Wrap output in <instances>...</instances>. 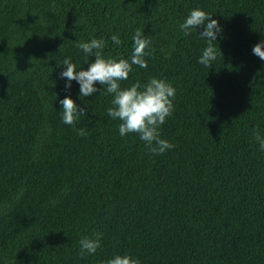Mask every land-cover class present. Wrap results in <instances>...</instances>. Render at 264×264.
<instances>
[{"label":"trees","instance_id":"obj_1","mask_svg":"<svg viewBox=\"0 0 264 264\" xmlns=\"http://www.w3.org/2000/svg\"><path fill=\"white\" fill-rule=\"evenodd\" d=\"M193 9L222 28L210 68L198 63L204 28H179ZM137 29L155 51L121 87L155 77L176 89L163 155L120 136L101 85L81 97L61 78L65 59L95 61L76 46L93 38L129 59ZM262 40L264 0H0V264H264ZM66 97L87 112L83 137L62 122ZM96 232L102 246L81 258Z\"/></svg>","mask_w":264,"mask_h":264},{"label":"clouds","instance_id":"obj_2","mask_svg":"<svg viewBox=\"0 0 264 264\" xmlns=\"http://www.w3.org/2000/svg\"><path fill=\"white\" fill-rule=\"evenodd\" d=\"M198 26L204 28V31L199 34L200 39L207 41V46L202 50L198 63L210 68L218 55L222 54L215 46L222 28L218 20L212 19L209 13L201 9L191 10L179 28L185 36H191L194 31L197 32ZM111 40L116 46L122 44L118 35H113ZM132 40L134 41L133 51L129 59L106 58L103 51L106 46L103 38H93L90 42L77 43L76 46L82 49L86 56L95 57V61L89 64L87 70H77L70 58L65 59L63 65L66 70L61 73V78L67 80L66 88L68 89L72 86L71 82L76 81L80 85L81 97H88L100 91L95 85H101L103 87L101 95L113 96L112 106L107 109V115L113 120L120 121L118 125L120 136L138 135L151 154L163 155L175 147L161 138V126L174 112L176 89L166 80L155 77L150 78L145 84L137 81L130 87H121V82L127 81L133 72V65L147 68L146 57H151L155 51L152 36H145L139 29L132 36ZM252 51L264 61V40L256 44ZM60 104L63 106L60 113L62 122L73 126L74 129L81 117L87 116L86 110L79 107L70 97L61 100ZM75 130L78 136L83 137L87 134L86 129ZM255 139L261 150H264V137L257 133ZM102 238L103 234L99 232L94 233L93 237H82L79 241L81 258L85 257V254H95L102 246ZM105 264H141V261L125 254L117 255L107 260Z\"/></svg>","mask_w":264,"mask_h":264}]
</instances>
